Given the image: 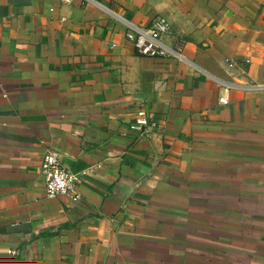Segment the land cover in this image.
Wrapping results in <instances>:
<instances>
[{
  "label": "crops",
  "instance_id": "obj_1",
  "mask_svg": "<svg viewBox=\"0 0 264 264\" xmlns=\"http://www.w3.org/2000/svg\"><path fill=\"white\" fill-rule=\"evenodd\" d=\"M0 264H264V0H0Z\"/></svg>",
  "mask_w": 264,
  "mask_h": 264
},
{
  "label": "built area",
  "instance_id": "obj_2",
  "mask_svg": "<svg viewBox=\"0 0 264 264\" xmlns=\"http://www.w3.org/2000/svg\"><path fill=\"white\" fill-rule=\"evenodd\" d=\"M65 4H70L73 0H61ZM171 32L168 21L162 17L155 18L151 26L141 30L131 28L126 34V39L131 41L137 55L146 58H181V46L174 45L169 48L162 42L163 37H167ZM221 104H226L223 97L219 98ZM147 121L142 111L139 112L138 126H145ZM39 172L44 182L47 198L56 199L59 197L78 200L77 186L80 182L79 174L64 168L58 160V155L49 152L40 161Z\"/></svg>",
  "mask_w": 264,
  "mask_h": 264
}]
</instances>
